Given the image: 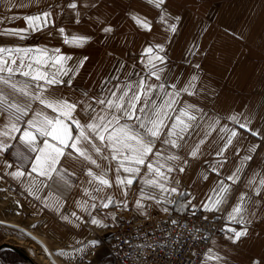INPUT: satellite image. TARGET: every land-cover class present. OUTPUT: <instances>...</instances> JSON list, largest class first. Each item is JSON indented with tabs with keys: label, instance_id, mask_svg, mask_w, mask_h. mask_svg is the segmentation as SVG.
Segmentation results:
<instances>
[{
	"label": "crops",
	"instance_id": "obj_1",
	"mask_svg": "<svg viewBox=\"0 0 264 264\" xmlns=\"http://www.w3.org/2000/svg\"><path fill=\"white\" fill-rule=\"evenodd\" d=\"M69 2L71 0H40L39 3H29L28 0H0V33L26 28L23 17L27 15L38 14L49 7L54 13V26L39 32L29 30L23 33L24 39L0 35V47L60 48L62 53L73 57L70 65L87 56L88 59L75 75L72 86H61L57 92V95L62 94L74 100L84 92L99 95L103 89L106 94L107 89L117 83L134 84L142 76L147 77L150 65L147 64V57L143 55L144 49L157 44L163 45L165 52L161 55L166 56V67H160H165L163 76L168 85L175 84L177 89H180L187 85L193 74L199 76L196 94L181 92L175 107L191 104L202 109L204 114L201 118L200 113H195L198 117L195 122L198 127L188 137L189 145L199 142L200 139L205 140L200 146L198 156L190 157L188 148L182 151L172 150L177 152L182 160H188L183 173L170 174L173 181H179V185L172 186H178L180 191L185 193L183 196L173 194L169 197L171 200H177L174 211L184 215L209 212L224 216L226 235L222 239H214L208 248L222 259L219 262L210 260L207 264H252L254 260L264 264V190L260 196H255L246 186L250 179L254 178L258 182L264 178V0H165L160 9L147 0H76L77 10L67 9ZM20 3L27 4V7H19ZM92 3L97 6H84ZM12 4L17 6L13 7ZM75 11L80 13V23L75 22ZM132 15L146 19L151 30L138 26L131 18ZM175 17H179V21H176ZM169 24L177 25L175 33L168 29ZM106 26L113 28L111 34L102 32V28ZM60 27L65 28L66 34L91 39L83 47L64 45L58 32ZM197 64L199 69L195 68ZM14 79L23 80L24 77L17 75ZM148 82L159 83L154 78ZM18 99L23 100L22 97ZM33 107L36 108L37 105ZM233 115L237 116L241 123L250 120L249 127L260 135L253 136L250 132L240 129L229 119ZM78 118L83 123L86 114L80 113ZM216 119H219L220 123L212 130L208 124ZM4 121L6 115H0V122ZM225 126L236 130L238 135L233 138L232 145L224 155L217 156L216 152L224 146L229 134L221 131ZM205 133L209 134L205 136ZM13 143L14 148L0 157V226L21 233L37 248L38 253L43 254L45 251L41 248V243H36L29 234L7 223H14L37 236L60 264H111L108 233L119 222L113 209L121 206L131 210L137 219H144L152 213L162 212L164 204H169L164 200L160 203L144 200V208L136 206L135 201L140 196L142 179L146 174L145 168L141 169V176L134 180L125 198L121 195V189L115 185L104 192H92V186L87 184L89 177L86 171L88 167L97 172L99 169L87 163L82 168L79 163L74 162L64 165L76 173L71 177L70 189L48 181L50 188L42 189L38 193L40 199H36L26 191L31 178L23 177L17 180L6 174L14 171L15 167L6 168L3 161L13 163L16 160L14 152L31 155L22 144ZM253 144L260 147L255 153H249L247 149ZM160 147L158 141L157 148ZM249 154L253 159L243 162L240 181L232 184L226 180L227 176L241 166L242 158ZM182 160L177 163L182 164ZM98 163L108 162L98 160ZM112 167L113 171L108 172L110 180L115 179V162H112ZM212 167L218 169L219 175L211 170ZM202 173L208 176L207 180L203 178ZM220 180L231 185L227 200L220 205V210L206 211L202 202H207ZM11 186L16 188L14 192L9 191ZM85 188L97 199L92 200L85 195ZM145 190L151 189L145 187ZM241 193H248L253 200H258L259 204L255 207L247 205L245 222L237 223L230 221L228 214L237 204ZM106 196H112L116 202L108 208H103L100 201ZM45 197L48 198L50 207H45ZM53 197H59L63 205L59 213L54 210ZM77 201H86L88 210H81ZM122 201L126 202V208ZM188 201H191V204H188ZM92 203L97 204L95 209L90 207ZM72 212H76L80 219L73 217ZM62 215H67L71 223L62 220ZM93 217L99 219L104 226L93 225ZM17 219L18 221H12ZM19 222L28 223L23 225ZM27 226H31L33 230ZM230 228L238 231L247 228L248 235L233 243L228 239L232 235L227 230ZM3 232L0 228V244L6 241L3 238L6 232ZM92 240H99L100 243L93 247L89 244ZM60 251L71 255H58ZM205 259L206 256L200 264H204Z\"/></svg>",
	"mask_w": 264,
	"mask_h": 264
},
{
	"label": "snow or ice",
	"instance_id": "obj_2",
	"mask_svg": "<svg viewBox=\"0 0 264 264\" xmlns=\"http://www.w3.org/2000/svg\"><path fill=\"white\" fill-rule=\"evenodd\" d=\"M28 2L39 3L40 0H28ZM147 2L157 9L165 4V0H147ZM11 6L17 5L12 4ZM18 6L27 7V4L20 3ZM84 6L96 7L97 4L92 3ZM66 8L77 10L78 3L76 0H71L67 3ZM53 15L50 7L38 14L27 15L23 17L27 24L26 28L5 30L0 35L24 39L23 33L29 30L39 32L54 26ZM75 15L77 17L75 22L80 23L79 11H75ZM131 18L138 26L148 31L151 30L150 23L146 19H141L137 15H132ZM163 18L162 16L161 19ZM175 19L179 21L180 18L175 17ZM176 28V24L168 25V29L172 33L176 32ZM58 32L62 37L63 44L73 47H83L91 39L90 37L66 34L63 27H60ZM102 32L111 34L113 28L111 26L103 27ZM51 34L49 33V35ZM164 52L165 48L161 44L144 49L143 55L147 57V64L150 65V68L147 77L142 76L136 83H117L112 88H108L106 94L103 89L102 94L99 95H89L88 92H84L79 98L73 100L62 94L57 95V92L61 86L69 88L72 86L73 79L88 59L87 56L70 65L69 62L73 61V57L62 53L60 48L0 47V85L3 86L0 87V115H6V121L0 122V157L14 148L13 142L22 144L27 153L31 154L14 152L16 160L13 163L7 160L3 161L4 167H15L14 171L6 174L17 180L23 177L31 178L26 191L29 195L40 199L38 193L42 189L50 188L48 181L65 189L72 187L71 177L76 173L65 167V163H79L82 168L87 163L99 169L97 172L92 167H88L86 171V175L89 177L87 184L92 186V192H104L105 189L115 185L121 189V195L126 198L134 180L141 176V169L145 168L146 174L142 179L143 186L140 189V196L135 201L136 206L144 208L145 205L142 203L144 200H152L156 203L164 200L168 203H175L169 197L173 194L183 196L185 193L180 191L178 186H172V184L179 185V181H173L170 174L173 172L183 173L188 160H182V157L172 150L182 151L188 148L190 157L198 156L200 146L205 143V140L200 139L199 142L189 145L188 137L198 127L195 123L198 119L195 113H200L201 118L204 114L202 109L191 104L175 107L181 92L188 95L196 94V82L199 80V76L193 74L187 85L180 89H177L175 84L168 85L163 76L166 56L161 53ZM160 65H165V67H160ZM199 67L198 64L195 65V68L199 69ZM17 75L24 79H14ZM153 78L159 83L148 82ZM115 79L119 80L118 77ZM19 97H22L23 100H19ZM33 105H37V107L34 108ZM80 113L86 114L83 123L78 118ZM229 119L234 121L240 129L250 132L251 135H260L249 127L250 120L241 123L235 115L230 116ZM219 123V119H216L210 122L208 127L215 130V125ZM221 131L229 134L224 146L216 152L217 156H223L227 148L232 145L233 138L238 135L236 130L228 129L226 126ZM208 134L205 133V136ZM158 141L161 145L160 148H157ZM259 147L260 145L253 144L247 151L255 153ZM252 159L251 154L244 156L241 166L227 176L226 180L231 181L232 184L240 181L243 162ZM98 160L108 163H98ZM181 160L182 164L177 163ZM112 162H115L114 180L108 178V172L113 171ZM211 170L219 175L216 167H212ZM202 176L205 180L208 179L206 174L202 173ZM37 177L42 179L38 180ZM246 186L255 196H260L264 190V178L258 182L254 178L250 179ZM145 187L151 190L146 191ZM230 190L231 185L220 180L216 188L212 190L213 194L208 197L207 202H202L204 210H220V205L226 202ZM84 192L90 199H97L87 188L84 189ZM49 195L52 194L49 193ZM47 199L45 197V207H50ZM53 199L55 200L54 210L59 213L63 205L60 203L59 197H53ZM115 202L112 196H106L101 199L100 206L108 208ZM76 203L81 210H88L86 201L83 203L77 201ZM121 203L125 208L127 207L126 202L122 201ZM188 204H191V201H188ZM249 204L255 207L259 201L253 200L248 193H241L237 204L229 212L228 219L244 223ZM90 207L95 209L97 204L92 203ZM163 211L167 212L168 209L164 208ZM71 215L77 217L76 212H72ZM237 217H239L238 220ZM61 219L71 223L67 215H62ZM91 223L104 226L95 217L91 219ZM171 223L175 225L177 221L172 220ZM227 230L232 233L228 239L233 243L248 235L247 228H242L239 231L234 228ZM99 243V240L89 242L93 247ZM57 254L71 255L63 251ZM205 256L204 264L210 260L219 262L222 259L219 255L213 254L211 249ZM252 264H260V261L254 260Z\"/></svg>",
	"mask_w": 264,
	"mask_h": 264
},
{
	"label": "built area",
	"instance_id": "obj_3",
	"mask_svg": "<svg viewBox=\"0 0 264 264\" xmlns=\"http://www.w3.org/2000/svg\"><path fill=\"white\" fill-rule=\"evenodd\" d=\"M114 215L120 220L109 232L112 264H200L218 231V221L206 214L171 211L145 219L121 211Z\"/></svg>",
	"mask_w": 264,
	"mask_h": 264
},
{
	"label": "rangeland",
	"instance_id": "obj_4",
	"mask_svg": "<svg viewBox=\"0 0 264 264\" xmlns=\"http://www.w3.org/2000/svg\"><path fill=\"white\" fill-rule=\"evenodd\" d=\"M175 201V200H174ZM176 203H177V200L175 201V203H169V204H164V206H163V208L162 209H164V208H167L168 209V211L167 212H171V210L173 211V212H175L174 211V209H175V205H176ZM114 211H121L123 214H125L126 216H128L129 218H136L135 217V215L132 213V211L131 210H126V209H124L123 207H121V206H117L116 208H114L113 209V213H114ZM167 212H165V211H162V212H159V213H152L151 214V216H156V215H163V214H166ZM177 213V212H176ZM198 214H206V215H208L209 217H211V218H214L216 221H218V231H217V234L213 237V239L211 240V242L214 240V239H216V238H218V239H222V238H224L225 237V235H226V229H225V224H226V220H225V218H224V216H222V215H219V214H217V213H209V212H200V213H198ZM115 216V215H114ZM115 218L117 219V221H119L120 219L118 218V217H116L115 216ZM22 220V219H21ZM12 221H18V219L17 220H12ZM23 221V220H22ZM20 224H23V225H25V224H27L28 222H24V223H22V222H19ZM119 223V222H118ZM28 227V226H27ZM0 228L4 231V232H6L5 234H4V232H3V238L6 240V241H3L1 244H3V243H7V244H11V245H13V246H17V245H19V246H17V247H19V249H21V250H23V251H25V253L28 255V257L30 256V258L33 260V262H35L36 264H40V263H37V261L36 260H34L32 257H31V255H33V252L35 253V252H37V248H35L34 246H32L30 243V241L28 240V238H26L24 235H22L21 233H19V232H17V231H15L14 229H11V228H8V227H4V226H0ZM29 229H31V230H33L32 229V227L30 226V227H28ZM39 234V233H38ZM39 235H41V234H39ZM108 235H109V233H108ZM211 242H210V244H211ZM108 243H109V238H108ZM0 244V245H1ZM209 244V245H210ZM209 248V247H208ZM108 250H109V248H108ZM208 250V249H207ZM1 254H0V262H2L3 263V260L1 259V258H3V257H5V258H7V259H9V260H12V262H7L8 264H29L27 261H25V260H21L19 257H18V255L17 256H14V255H12V254H9L8 252H7V250H1ZM207 252V251H206ZM30 253V254H29ZM15 254V253H14ZM5 255V256H4ZM109 256H110V252H109ZM110 261H111V264H112V260H111V257H110Z\"/></svg>",
	"mask_w": 264,
	"mask_h": 264
},
{
	"label": "bare ground",
	"instance_id": "obj_5",
	"mask_svg": "<svg viewBox=\"0 0 264 264\" xmlns=\"http://www.w3.org/2000/svg\"><path fill=\"white\" fill-rule=\"evenodd\" d=\"M13 187V186H11ZM11 187H9V191L11 192H14L15 191V187H14V190L11 189ZM145 219V218H144ZM2 225V224H0ZM7 225L13 227V228H17L23 232H26L27 234H29L32 239L36 242V243H41V248L44 249V253L41 254V253H38V252H33V255H31V257L37 261V263H40V264H60L59 261L57 260L56 256H54L50 251H48L47 249V246L44 244V242H42L40 240V238H38L37 236L31 234L29 231L25 230L24 228L14 224V223H7ZM17 247V246H16ZM19 248V247H18ZM9 251V250H7ZM13 253V252H12ZM46 253V254H45ZM30 254V253H29ZM206 254V253H205ZM205 256V255H204ZM30 257V256H29Z\"/></svg>",
	"mask_w": 264,
	"mask_h": 264
},
{
	"label": "water",
	"instance_id": "obj_6",
	"mask_svg": "<svg viewBox=\"0 0 264 264\" xmlns=\"http://www.w3.org/2000/svg\"><path fill=\"white\" fill-rule=\"evenodd\" d=\"M1 250H9L13 253H15L16 255L20 256L23 260L27 261L29 264H36L35 262H33V260L28 257V255L25 253V251L19 249L16 246H13L11 244H7V243H3L0 245V251Z\"/></svg>",
	"mask_w": 264,
	"mask_h": 264
},
{
	"label": "trees",
	"instance_id": "obj_7",
	"mask_svg": "<svg viewBox=\"0 0 264 264\" xmlns=\"http://www.w3.org/2000/svg\"><path fill=\"white\" fill-rule=\"evenodd\" d=\"M9 254H12V255H14V256H17L16 254H14V253H12L11 251H7ZM2 252L0 251V254H1ZM5 256V255H4ZM19 257V256H18ZM20 258V257H19ZM2 260H3V262H12V260H9V259H7V258H5V257H3V258H1ZM21 260H22V258H20Z\"/></svg>",
	"mask_w": 264,
	"mask_h": 264
}]
</instances>
